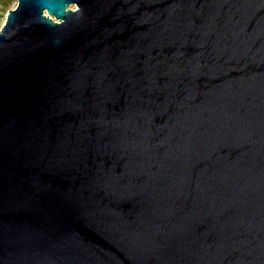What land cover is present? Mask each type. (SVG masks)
I'll list each match as a JSON object with an SVG mask.
<instances>
[{"label":"water","instance_id":"obj_1","mask_svg":"<svg viewBox=\"0 0 264 264\" xmlns=\"http://www.w3.org/2000/svg\"><path fill=\"white\" fill-rule=\"evenodd\" d=\"M0 264H264V0H17Z\"/></svg>","mask_w":264,"mask_h":264},{"label":"rangeland","instance_id":"obj_2","mask_svg":"<svg viewBox=\"0 0 264 264\" xmlns=\"http://www.w3.org/2000/svg\"><path fill=\"white\" fill-rule=\"evenodd\" d=\"M17 6V0H0V30L6 20L7 13Z\"/></svg>","mask_w":264,"mask_h":264}]
</instances>
